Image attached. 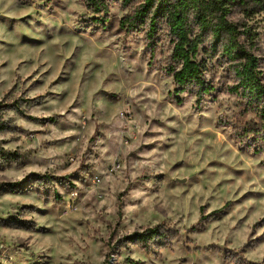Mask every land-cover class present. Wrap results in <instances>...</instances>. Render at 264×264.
Returning a JSON list of instances; mask_svg holds the SVG:
<instances>
[{
	"label": "rangeland",
	"instance_id": "1",
	"mask_svg": "<svg viewBox=\"0 0 264 264\" xmlns=\"http://www.w3.org/2000/svg\"><path fill=\"white\" fill-rule=\"evenodd\" d=\"M135 6L114 2L94 25L85 0H0V101L27 99V115L6 111L19 129L0 141L30 153L0 167V185L26 183L0 186V264H264V152L234 134L254 113L230 89L233 62L203 44L196 58L214 88L199 106L187 86L179 102L167 26L153 58L149 25L120 26ZM161 222L178 230L165 247L117 246Z\"/></svg>",
	"mask_w": 264,
	"mask_h": 264
},
{
	"label": "trees",
	"instance_id": "2",
	"mask_svg": "<svg viewBox=\"0 0 264 264\" xmlns=\"http://www.w3.org/2000/svg\"><path fill=\"white\" fill-rule=\"evenodd\" d=\"M119 0H85L89 9L88 20L94 25L105 24L109 20L110 9ZM128 4L135 2V8L120 20V26L131 35L145 30L148 37L147 47L151 58L155 55V46L159 29L166 25L172 37L173 48L167 57L166 71L172 75L177 100L187 86L197 87V105H201L203 96L214 86L205 78L204 61L197 60L200 47L210 43L213 49L221 48L223 54L233 62L237 81L230 88L233 93L243 97L244 110L254 113V117L243 124L233 127L236 138L252 147L256 153L264 152V71L259 57L254 51L258 17L264 11V0H121ZM236 15L240 16L236 18ZM43 100L32 99V101ZM0 101V133L13 132L19 126L11 118H6L7 110L27 115L24 103L26 98H17L7 102ZM31 117V116H30ZM56 117H52L54 120ZM29 152L10 150L0 141V167L5 163L21 161ZM51 180L53 178L50 177ZM25 181L7 182L13 190L21 189ZM9 223L23 225L17 218ZM26 227H32L24 223ZM178 230L166 222L158 223L142 230L134 231L117 240V246L128 248L131 244L140 246L146 253L156 247H165L176 238ZM235 264H261L249 261L242 254H232ZM111 252L108 254V263ZM126 262L135 263L131 258Z\"/></svg>",
	"mask_w": 264,
	"mask_h": 264
}]
</instances>
